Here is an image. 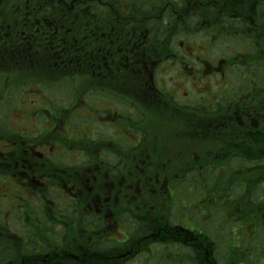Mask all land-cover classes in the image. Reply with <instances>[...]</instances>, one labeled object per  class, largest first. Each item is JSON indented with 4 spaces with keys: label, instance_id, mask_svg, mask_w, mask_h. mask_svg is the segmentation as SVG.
<instances>
[{
    "label": "flooded vegetation",
    "instance_id": "flooded-vegetation-1",
    "mask_svg": "<svg viewBox=\"0 0 264 264\" xmlns=\"http://www.w3.org/2000/svg\"><path fill=\"white\" fill-rule=\"evenodd\" d=\"M263 147L264 0H0V264H264Z\"/></svg>",
    "mask_w": 264,
    "mask_h": 264
},
{
    "label": "trees",
    "instance_id": "trees-1",
    "mask_svg": "<svg viewBox=\"0 0 264 264\" xmlns=\"http://www.w3.org/2000/svg\"><path fill=\"white\" fill-rule=\"evenodd\" d=\"M61 11V10H60ZM59 9H53L52 10V19L53 20H56L54 25H57L59 27V29L61 28V25H62V16H61V13H60ZM60 34H61V37L58 38V41L61 42V47H60V50H61V54H63V51H64V48L66 47L68 52H71V54L73 56H75V53H76V43H75V37L73 39H68V43L66 44V46L63 44V40H64V33L63 31H61L60 29ZM156 36L155 34H148V38H147V45L148 47L153 45V46H156L157 48L160 49V51H163L165 52L166 49H167V46L165 44H160L157 40H156ZM159 37L157 38L158 40H161V36L162 35H158ZM164 36V35H163ZM164 38V37H163ZM165 41V39H164ZM64 47V48H63ZM261 146V144H260ZM259 146V147H260ZM248 149H251L252 147L249 145V147H247ZM257 157H264V147H263V151L262 150H259L258 152V156Z\"/></svg>",
    "mask_w": 264,
    "mask_h": 264
},
{
    "label": "rangeland",
    "instance_id": "rangeland-1",
    "mask_svg": "<svg viewBox=\"0 0 264 264\" xmlns=\"http://www.w3.org/2000/svg\"><path fill=\"white\" fill-rule=\"evenodd\" d=\"M176 72V70H173L169 66L163 67L160 71V78L171 79L172 77L176 76ZM237 72H240V70L238 69Z\"/></svg>",
    "mask_w": 264,
    "mask_h": 264
}]
</instances>
